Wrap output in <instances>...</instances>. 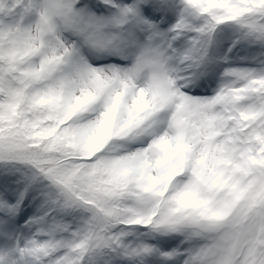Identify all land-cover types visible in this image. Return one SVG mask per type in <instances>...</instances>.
<instances>
[{
	"label": "snow or ice",
	"instance_id": "snow-or-ice-1",
	"mask_svg": "<svg viewBox=\"0 0 264 264\" xmlns=\"http://www.w3.org/2000/svg\"><path fill=\"white\" fill-rule=\"evenodd\" d=\"M0 264H264V0H0Z\"/></svg>",
	"mask_w": 264,
	"mask_h": 264
}]
</instances>
